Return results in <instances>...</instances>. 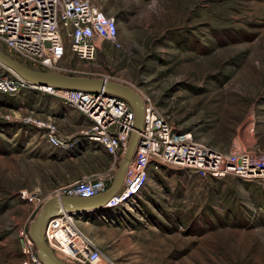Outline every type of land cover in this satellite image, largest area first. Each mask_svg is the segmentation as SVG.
<instances>
[{
	"label": "rangeland",
	"instance_id": "374dc122",
	"mask_svg": "<svg viewBox=\"0 0 264 264\" xmlns=\"http://www.w3.org/2000/svg\"><path fill=\"white\" fill-rule=\"evenodd\" d=\"M178 3V18L165 21L142 17L151 0H105V13L123 9L120 47L101 44L94 62L73 61L64 76L108 77L195 142L220 153L236 144L264 164V0H183L182 18ZM25 117L53 121L63 135L84 127L52 97L0 95V264H27L19 233L40 209L20 192L43 197L108 163L82 140L49 147ZM77 225L100 249L99 264H264V183L163 166L128 204L81 213Z\"/></svg>",
	"mask_w": 264,
	"mask_h": 264
},
{
	"label": "built area",
	"instance_id": "2783aa9c",
	"mask_svg": "<svg viewBox=\"0 0 264 264\" xmlns=\"http://www.w3.org/2000/svg\"><path fill=\"white\" fill-rule=\"evenodd\" d=\"M118 35L117 21L90 0H0V50L34 70L64 75L73 61L94 62L103 43L119 48ZM103 80L115 82L108 77ZM24 91L52 97L86 121L77 133L63 135L53 121L23 118L22 122L36 128L49 147L70 150L82 140L85 145L101 148L111 161L105 170L57 187L46 196L22 191L20 198L36 202L40 209L51 197L88 199L104 193L113 181L133 132L132 106L114 95L35 86L0 66V95L12 97ZM141 100L143 125L134 154L119 191L98 211H112L128 204L142 193L149 173L163 166L213 179L235 177L264 183V164L255 162L253 156L238 145H233L226 153L212 150L173 127L150 100ZM80 214L61 212L50 218L44 230V241L65 264H99L100 249L77 225ZM19 238L27 264H43L28 229H21Z\"/></svg>",
	"mask_w": 264,
	"mask_h": 264
},
{
	"label": "water",
	"instance_id": "95a60500",
	"mask_svg": "<svg viewBox=\"0 0 264 264\" xmlns=\"http://www.w3.org/2000/svg\"><path fill=\"white\" fill-rule=\"evenodd\" d=\"M0 66L6 68L18 77L35 86H46L57 90L82 91L93 94L103 93L117 96L128 102L135 114L134 128L130 139L114 174L109 188L102 194L88 199L70 197H51L45 201L36 219L28 228L37 257L43 264H65L58 260L44 241V230L50 218L67 213H88L102 209L107 202L119 191L125 170L129 164L143 125L142 100L132 89L115 82L87 77H67L53 73L31 69L19 61L7 56L0 50Z\"/></svg>",
	"mask_w": 264,
	"mask_h": 264
},
{
	"label": "crops",
	"instance_id": "0c3cea01",
	"mask_svg": "<svg viewBox=\"0 0 264 264\" xmlns=\"http://www.w3.org/2000/svg\"><path fill=\"white\" fill-rule=\"evenodd\" d=\"M91 2V1H90ZM103 2H105V0H102V3H100L99 5H100V7H102V5H104L103 4ZM163 3H164V6L165 7H163L162 6V2H160V1H157V0H151V6L150 7H148V8H145L144 9V11L142 12V17L144 18V19H149L150 18V16L152 15V12L154 11V12H156L157 14L155 15L156 17H162L165 21L166 20H170L171 19V21H173L174 19H177L178 18V0H164L163 1ZM98 4V3H97ZM94 5V4H93ZM96 6V5H95ZM98 7V6H97ZM100 7H98V8H100ZM144 8V7H143ZM157 8V9H156ZM101 9V8H100ZM102 10V9H101ZM123 10V9H122ZM121 8H120V6L118 7V9H117V13H116V9L115 10H113V11H111V14H107V13H105L103 10V12L107 15V16H109V17H112V18H114L116 21H117V24L118 23H120V18H121V16H122V14H121ZM153 12V13H154ZM179 12H180V15H181V18H182V13H183V0H180V9H179ZM161 14H163V16L161 15ZM68 110V109H67ZM72 111V110H71ZM74 112H76V111H74ZM77 113V112H76ZM80 117H82L79 113H77ZM83 118V117H82ZM83 121H84V125L86 124V121H85V119L83 118ZM86 146V148H88L89 146L88 145H85ZM85 154H87V152H85V153H83L82 155H84L85 156ZM82 155H80V156H82ZM104 157H107L108 158V163L105 165V168L103 169V170H105L109 165H110V161H111V159H110V157L107 155H105L104 154ZM102 170V171H103ZM85 175H87V174H85ZM85 175H83V176H85ZM65 185V184H64ZM62 186V185H61Z\"/></svg>",
	"mask_w": 264,
	"mask_h": 264
}]
</instances>
